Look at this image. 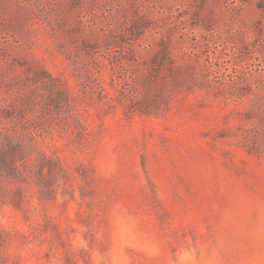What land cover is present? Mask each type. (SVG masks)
Returning a JSON list of instances; mask_svg holds the SVG:
<instances>
[{
  "label": "rangeland",
  "instance_id": "1",
  "mask_svg": "<svg viewBox=\"0 0 264 264\" xmlns=\"http://www.w3.org/2000/svg\"><path fill=\"white\" fill-rule=\"evenodd\" d=\"M117 224L132 264H264V0H0V258L93 264Z\"/></svg>",
  "mask_w": 264,
  "mask_h": 264
},
{
  "label": "clouds",
  "instance_id": "2",
  "mask_svg": "<svg viewBox=\"0 0 264 264\" xmlns=\"http://www.w3.org/2000/svg\"><path fill=\"white\" fill-rule=\"evenodd\" d=\"M102 239H107L101 234ZM131 253L148 258L160 254L155 245L145 244L141 236L132 228L117 224L115 233L108 239L103 251L93 255V264H132ZM168 264H211L205 247L199 242H185L168 261Z\"/></svg>",
  "mask_w": 264,
  "mask_h": 264
},
{
  "label": "trees",
  "instance_id": "3",
  "mask_svg": "<svg viewBox=\"0 0 264 264\" xmlns=\"http://www.w3.org/2000/svg\"><path fill=\"white\" fill-rule=\"evenodd\" d=\"M22 143H17L15 144L14 142H9V150H14L17 151L16 153H20V154H26V150H24V148H21ZM8 150V148H6ZM19 151V152H18ZM8 175H11V173H8ZM2 233L0 232V247L2 246ZM0 264H5V262L0 258Z\"/></svg>",
  "mask_w": 264,
  "mask_h": 264
}]
</instances>
